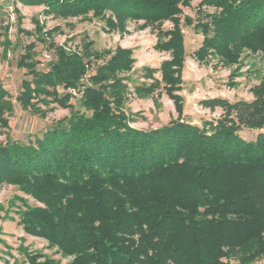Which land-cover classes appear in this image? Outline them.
Instances as JSON below:
<instances>
[{
  "label": "trees",
  "instance_id": "16d2710c",
  "mask_svg": "<svg viewBox=\"0 0 264 264\" xmlns=\"http://www.w3.org/2000/svg\"><path fill=\"white\" fill-rule=\"evenodd\" d=\"M191 1L34 0L64 16L110 13V25L173 18ZM204 5L217 11L197 24L204 33L197 58L217 55L237 64L243 47L264 55V0H204ZM172 35L159 46L175 51L163 64L174 85L185 47L180 31ZM60 51L69 60L68 76L41 74L35 89L29 86L35 79L25 80L20 100L25 106L39 93L55 98L57 91L47 87L76 88L88 72L90 64L78 53ZM126 55V49L122 56L118 52L93 80L107 77L100 76L102 70L128 69L132 61ZM5 94L0 85V111ZM254 94L249 104L215 100L214 105L247 111L245 120L203 127L179 120L142 131L130 127L121 104L87 88L82 103L93 116L76 110L67 125L46 131L35 144L0 146V183L18 186L41 204L22 213L26 232L72 257L73 264H220L235 252H242V260L264 256V132L253 141L238 133L264 130V74ZM71 98L56 100L65 107Z\"/></svg>",
  "mask_w": 264,
  "mask_h": 264
},
{
  "label": "rangeland",
  "instance_id": "374dc122",
  "mask_svg": "<svg viewBox=\"0 0 264 264\" xmlns=\"http://www.w3.org/2000/svg\"><path fill=\"white\" fill-rule=\"evenodd\" d=\"M46 5L34 0H0V85L6 91V104L0 111V146L8 142L35 144L46 131L67 125L76 110L93 116L94 111L82 103L87 88L102 90L115 105L121 104L119 108L128 113L130 127L136 130L150 131L179 120L203 127L249 118L247 111L214 103L253 102L254 88L264 74V55L243 47L237 64H227L217 55H209L206 60L197 58L196 51L204 40L197 24L217 11L204 5V0L181 4L180 13L173 18L157 22L126 19L115 25L107 20L110 13L106 17L94 16L92 11L87 17L64 16L48 11ZM177 30L184 36L185 52L180 72L174 74L178 81L172 85L166 80L163 64L173 60L175 51L162 49L159 43L171 39ZM61 48L68 54L78 53L84 63L90 64L88 72L76 82V88L47 87L51 93L57 91L55 98L39 93L30 100V106H25L20 101L25 80L35 79L29 84L35 89L40 87L37 79L41 74L55 71L68 76L69 60L63 57ZM125 49L129 51L126 61H132L128 69L102 70L100 76L107 77L93 80L95 71L110 64L118 52L122 56ZM25 53H32L31 57H23ZM25 65L28 68L20 67ZM70 94L69 106L57 102L56 97ZM260 132L264 130L241 128L238 133L246 141H253ZM38 206L41 204L18 186L8 181L0 183V264H73L72 257L26 232L22 213L26 207ZM220 264H264V256L242 260V252H235L222 258Z\"/></svg>",
  "mask_w": 264,
  "mask_h": 264
}]
</instances>
